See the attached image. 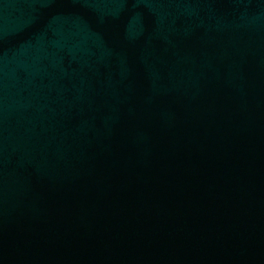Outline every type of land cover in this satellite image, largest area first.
Returning <instances> with one entry per match:
<instances>
[{"label":"water","instance_id":"water-1","mask_svg":"<svg viewBox=\"0 0 264 264\" xmlns=\"http://www.w3.org/2000/svg\"><path fill=\"white\" fill-rule=\"evenodd\" d=\"M0 264H264V0H0Z\"/></svg>","mask_w":264,"mask_h":264}]
</instances>
